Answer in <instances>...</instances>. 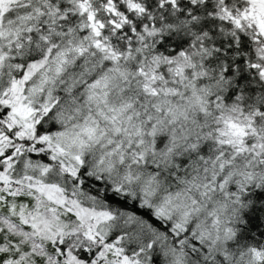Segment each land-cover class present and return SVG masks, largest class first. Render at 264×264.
<instances>
[{
	"label": "snow or ice",
	"instance_id": "6c2138e0",
	"mask_svg": "<svg viewBox=\"0 0 264 264\" xmlns=\"http://www.w3.org/2000/svg\"><path fill=\"white\" fill-rule=\"evenodd\" d=\"M0 264H264V0H0Z\"/></svg>",
	"mask_w": 264,
	"mask_h": 264
}]
</instances>
